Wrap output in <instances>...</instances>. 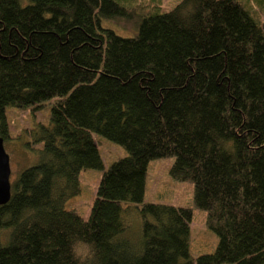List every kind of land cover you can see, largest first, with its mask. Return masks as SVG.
Segmentation results:
<instances>
[{"label":"trees","instance_id":"16d2710c","mask_svg":"<svg viewBox=\"0 0 264 264\" xmlns=\"http://www.w3.org/2000/svg\"><path fill=\"white\" fill-rule=\"evenodd\" d=\"M246 8L181 0L123 38L101 26L131 18L114 0H0L3 141L6 107L52 99L38 161L0 206V264H264V20ZM93 133L126 156L103 171ZM166 157L207 213L211 254L189 257L190 208L136 206ZM83 169L103 171L87 219L63 207Z\"/></svg>","mask_w":264,"mask_h":264},{"label":"rangeland","instance_id":"374dc122","mask_svg":"<svg viewBox=\"0 0 264 264\" xmlns=\"http://www.w3.org/2000/svg\"><path fill=\"white\" fill-rule=\"evenodd\" d=\"M124 9L131 18L115 16L111 19H103L102 27L113 31L123 38H133L138 30L143 17L152 13L162 14L168 12L181 0H114ZM242 6L256 10L260 23L264 20V0L262 7L258 0H235ZM251 3L249 7L248 3ZM261 7V9L259 8ZM246 8V9H247ZM248 10V9H247ZM255 12V11H254ZM52 99L39 104L23 108L6 107L5 124L7 138L3 141V147L9 158L10 183L20 172L38 161V151L42 143L38 141L41 128L50 124V108ZM92 138L96 143L99 156L103 163V171L109 166L126 156L124 149L102 136L93 133ZM174 159L172 157L157 158L147 165L145 176V189L142 203L136 205L140 208L145 203L165 204L191 209L192 218L189 226L188 254L194 259L200 255L211 254L217 244V237L207 226V213L194 205L193 185L190 182L173 180L169 175L170 167ZM102 170L83 169L78 174V192L66 199L63 203L65 210H72L81 218L87 219L92 207L95 192L102 175ZM123 207L129 206L126 203ZM134 213L136 217H134ZM130 223L132 234L140 231V217L136 211H130L126 217ZM137 218V220H136ZM6 232L0 231V243L3 244ZM5 245V244H3Z\"/></svg>","mask_w":264,"mask_h":264},{"label":"water","instance_id":"95a60500","mask_svg":"<svg viewBox=\"0 0 264 264\" xmlns=\"http://www.w3.org/2000/svg\"><path fill=\"white\" fill-rule=\"evenodd\" d=\"M10 166L9 158L3 147V139L0 137V206L5 205L10 198Z\"/></svg>","mask_w":264,"mask_h":264}]
</instances>
